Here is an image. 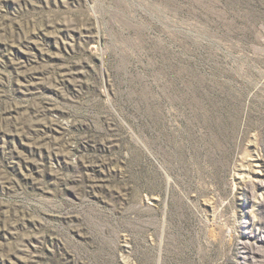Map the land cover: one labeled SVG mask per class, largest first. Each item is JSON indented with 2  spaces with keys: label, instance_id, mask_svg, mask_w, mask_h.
<instances>
[{
  "label": "rangeland",
  "instance_id": "1",
  "mask_svg": "<svg viewBox=\"0 0 264 264\" xmlns=\"http://www.w3.org/2000/svg\"><path fill=\"white\" fill-rule=\"evenodd\" d=\"M0 264H264V0H0Z\"/></svg>",
  "mask_w": 264,
  "mask_h": 264
}]
</instances>
